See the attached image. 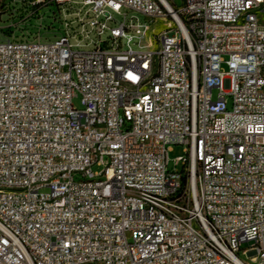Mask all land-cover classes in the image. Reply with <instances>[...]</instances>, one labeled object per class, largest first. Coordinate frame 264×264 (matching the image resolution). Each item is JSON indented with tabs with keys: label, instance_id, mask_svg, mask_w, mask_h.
<instances>
[{
	"label": "built area",
	"instance_id": "1",
	"mask_svg": "<svg viewBox=\"0 0 264 264\" xmlns=\"http://www.w3.org/2000/svg\"><path fill=\"white\" fill-rule=\"evenodd\" d=\"M175 1L9 11L0 264H264V0Z\"/></svg>",
	"mask_w": 264,
	"mask_h": 264
},
{
	"label": "rangeland",
	"instance_id": "2",
	"mask_svg": "<svg viewBox=\"0 0 264 264\" xmlns=\"http://www.w3.org/2000/svg\"><path fill=\"white\" fill-rule=\"evenodd\" d=\"M22 1L23 0H0V7L3 5V7H4L3 11L7 12L5 15H0V26H6L8 23H18V24H21L22 26H24L25 28L27 27V30L32 37H35L37 34H40L45 39H52L56 35L58 36V34L60 33V29H61V23L59 20L54 21L55 16L53 15V13L58 12L56 6L50 5V6L42 8L40 11V15L43 16L42 20L37 21V20L33 19L32 25H31L30 24L31 22L25 23L22 20V18H20L17 15L10 14V12H9V11H13V10H15L17 12V10L20 9L22 6ZM27 1H31V0H27ZM175 5H176V7L181 6L182 0H176ZM40 23L43 26L42 31H37ZM161 24H162V22H158L153 27V30L158 28ZM146 40L148 41V36H147ZM145 44L146 43H144V45ZM74 104L76 106H78V108H81L79 99H75ZM183 154H184V147L181 145H174L172 147V151L169 153V157H170L171 162L176 157H179ZM92 170L95 173L100 172L102 170V167L93 166ZM75 178L77 180L80 179L79 176H76Z\"/></svg>",
	"mask_w": 264,
	"mask_h": 264
}]
</instances>
